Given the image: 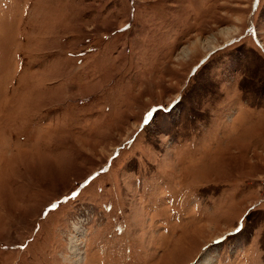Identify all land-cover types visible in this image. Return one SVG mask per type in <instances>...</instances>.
<instances>
[{"label":"rangeland","instance_id":"374dc122","mask_svg":"<svg viewBox=\"0 0 264 264\" xmlns=\"http://www.w3.org/2000/svg\"><path fill=\"white\" fill-rule=\"evenodd\" d=\"M0 264H264V0H0Z\"/></svg>","mask_w":264,"mask_h":264},{"label":"snow or ice","instance_id":"6c2138e0","mask_svg":"<svg viewBox=\"0 0 264 264\" xmlns=\"http://www.w3.org/2000/svg\"><path fill=\"white\" fill-rule=\"evenodd\" d=\"M241 230V228H240V225L238 224L237 225V231H240Z\"/></svg>","mask_w":264,"mask_h":264},{"label":"bare ground","instance_id":"6f19581e","mask_svg":"<svg viewBox=\"0 0 264 264\" xmlns=\"http://www.w3.org/2000/svg\"><path fill=\"white\" fill-rule=\"evenodd\" d=\"M78 255V254H77Z\"/></svg>","mask_w":264,"mask_h":264}]
</instances>
